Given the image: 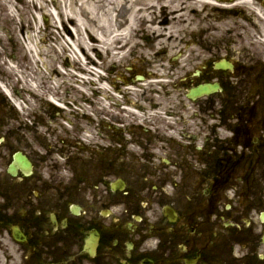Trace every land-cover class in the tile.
Listing matches in <instances>:
<instances>
[{
	"label": "flooded vegetation",
	"instance_id": "flooded-vegetation-1",
	"mask_svg": "<svg viewBox=\"0 0 264 264\" xmlns=\"http://www.w3.org/2000/svg\"><path fill=\"white\" fill-rule=\"evenodd\" d=\"M232 5L264 17V0ZM199 50L162 58L165 103L134 114L66 120L0 92V264H264V65Z\"/></svg>",
	"mask_w": 264,
	"mask_h": 264
},
{
	"label": "rangeland",
	"instance_id": "rangeland-1",
	"mask_svg": "<svg viewBox=\"0 0 264 264\" xmlns=\"http://www.w3.org/2000/svg\"><path fill=\"white\" fill-rule=\"evenodd\" d=\"M59 1V0H56ZM204 2H207V0H201ZM11 4H14V1H10ZM149 4V3H147ZM63 5L62 3H58V6L61 7ZM154 5V6H150ZM150 7H154L152 12V18L149 20L154 21L155 24L149 26L148 24H144L141 22L137 23V27L133 32H130L129 34V40L128 43L129 46L127 48L125 56H119L116 61H113V55L115 52L110 51L111 58L108 57L107 51H102L101 47L95 45V49H93L91 52L86 53L87 55H93L95 58H97V61H99V65L93 66L91 64L87 65L84 64V60H86L87 63V56H84V60L81 63L82 65L88 66V70L94 69V67L101 73L106 74L107 71H111L113 66H115V62H117L116 70H114V75L111 77L115 81L116 84L122 83L120 80H118V75H123V77L127 78L129 80L128 84H132L130 82L132 78H135V74L132 72L127 71L122 66H128L134 59H138V61L143 60L145 63L147 62H153L152 60L156 53L166 51L171 56L177 52L184 51L186 49V52H191V50L195 47L194 45H187L189 42H197L201 41V38L209 37L212 39V43L215 45H218L222 48V50L227 51V54L231 53V56L233 58H237L235 56L234 49L236 51H241L242 47H244V44L240 45V42L243 40L239 39V31H241L242 23L241 21H237L234 18L231 17H222L220 15L213 14L212 12L208 11V14L210 17L213 16L216 20L207 21V23H203L201 25V30L199 31L196 28L195 20L200 22L203 20V17H200L198 13H194L189 11L186 14V26L182 24L181 18H176L178 15H171V10L168 9V7H172L171 4H167V8L165 7L164 3H161L159 5L156 4H150ZM202 7H205L204 4H201ZM201 5L199 4L198 8L199 11L203 10ZM129 7V6H127ZM122 6L114 8V11L111 13V16L113 19L116 17H121L125 14V9ZM143 8V7H142ZM179 8V7H178ZM124 9V10H123ZM138 9V7H137ZM191 12V13H190ZM66 14V13H65ZM103 13H99V15H102ZM129 12L126 13L127 16H129ZM16 18L9 19L8 23L2 24L0 27V37H2L4 41H6L7 37H12L15 40L13 43H1L0 44V80L1 84L7 85L11 87L15 92L18 91L23 97L22 101H25V103H29L26 101L27 94H32L33 98L30 100V104L32 105H39L40 100L39 97H34L36 95L45 94L44 89L52 91V95L56 94L55 91L60 92V96L64 100H68L72 102L73 104H77L79 100V104H82L80 102V99L83 100V95L81 92H79L78 87L82 85V83H76L77 79L74 78V74L77 73L81 76L82 72L79 66H75L74 62L75 60L78 61L79 57L76 55V48L75 44L79 45L78 43V37L75 31V25L71 26V29H73V33L70 30V26L68 23H66L63 27L61 26V23H58L59 30L55 34L52 35L51 28L47 29V35L43 36L45 37V43L38 41L35 42L32 45V54L29 51V43L25 42V38H22V28H25V32H30L29 28V22L28 17L26 14V11H23L22 14L15 15ZM199 16V17H198ZM101 17V16H99ZM126 17V16H125ZM218 19V20H217ZM205 21V20H203ZM205 21V22H206ZM52 22V21H51ZM99 22V21H98ZM190 22L194 24L192 27L190 26ZM260 22V21H259ZM25 23L27 27L25 26ZM54 23V22H52ZM55 24V23H54ZM35 25V23H34ZM34 27V26H33ZM62 27V28H61ZM124 29V28H122ZM177 29V30H176ZM218 29L220 32L215 30ZM35 30V33L33 34V31ZM236 30L237 33L235 34H228L230 31ZM83 31V39L90 44H95L94 41H97V38L95 37H89L85 32ZM245 31H249V29H245ZM37 28H32L31 35L36 36ZM61 35L63 36V39H61ZM245 35V33H243ZM212 36V37H211ZM150 37L153 41V45L151 46L149 43L144 42L143 38ZM215 37V38H213ZM232 37V38H231ZM136 38H140L141 40H138ZM222 38V39H220ZM71 39L73 40L72 49L71 47L68 48V43H71ZM223 40V42H221ZM263 40L261 35H256V42H259ZM233 41V43H231ZM142 44H141V43ZM123 45L127 44V42H122ZM141 44L140 46H137L136 44ZM198 43V42H197ZM237 44V48L236 45ZM254 44V43H253ZM248 46H251L247 43ZM256 45V44H255ZM67 47L68 51L65 52L62 48ZM235 46V47H234ZM196 52H200L199 48L196 47ZM253 49L256 48L257 52L260 50L259 57L263 58V51L264 46L256 45L252 47ZM100 51V53H99ZM87 52V51H86ZM79 55L80 51L77 52ZM133 54H136L135 57H133ZM101 58H98V57ZM86 57V59H85ZM91 57V56H90ZM93 58V57H91ZM56 59V60H55ZM53 63V66L49 65ZM89 63V61H88ZM48 66V70L45 68V66ZM46 66V67H47ZM14 67V68H11ZM142 68V67H141ZM147 69V70H145ZM157 69V68H156ZM144 72H138L136 75H142L140 73L146 74L145 76L149 78L148 72L151 70L154 73H157V71L153 68H149V66L146 65L144 68ZM58 71L61 76L54 75V72ZM139 71V70H138ZM74 73V74H73ZM160 74L166 75L169 74V71L166 72V70H162ZM72 75V76H71ZM20 80V81H19ZM98 80V79H97ZM33 82V83H32ZM152 81L148 80L145 82L146 84H150ZM165 84L168 83L167 79H164ZM32 83V84H31ZM127 84V85H128ZM144 85V84H143ZM90 86V85H89ZM88 86L89 91L87 94H92L90 92V87ZM138 84L135 86L136 89H139L137 93L134 94V96L131 99L133 103H139L140 101L146 106L147 101H154L156 99H152L148 93L146 95L145 92H148L149 90H142L140 88H137ZM48 87V88H47ZM60 88V89H59ZM41 90V93H40ZM13 91V92H14ZM145 91V92H144ZM122 100L123 104L126 103V99H120ZM140 102V103H141ZM160 103V101H156ZM78 104V105H79ZM83 105V104H82ZM113 105V104H111ZM148 105V104H147ZM84 106V105H83ZM87 110V109H85ZM83 113L80 112L79 116Z\"/></svg>",
	"mask_w": 264,
	"mask_h": 264
},
{
	"label": "bare ground",
	"instance_id": "bare-ground-1",
	"mask_svg": "<svg viewBox=\"0 0 264 264\" xmlns=\"http://www.w3.org/2000/svg\"><path fill=\"white\" fill-rule=\"evenodd\" d=\"M38 6H34V8H31L30 11L33 13L34 11L38 12V16L36 18V22L38 24V29L41 27V19L44 15L52 16L53 23L52 29L56 32L57 27L56 24H58V21L61 23V26L63 27L66 23L70 25H75V31L78 37V43L79 45L75 44V47H79V50H81L82 54L86 56L88 52H91L93 49H95V45L101 47L102 51H107L109 54V51L112 50L117 52L113 54H109L110 58L113 55V61H116V59L120 56L125 55L126 49L128 48V38L130 32H133L135 28L137 27V23L141 22L144 24H148L149 26L155 24L154 21L149 20V18H152V12L151 10L154 7V5L150 4H156L159 5L161 3H164L165 7L167 8V4L172 5V7H168L170 11L172 12L171 15H178L176 18L182 19V24L185 26L187 25L185 22L186 14L191 11L194 13H198L200 17H203V20H210V16L206 15L204 11H199L198 8L200 2L199 0H63V5L61 7L58 6V3H53L54 6L51 4H48L44 0H36ZM149 3V4H147ZM210 4V2H208ZM150 5V6H149ZM122 6L123 8L127 7L125 9V14L122 15L120 18L116 17L115 19L112 18L111 13L114 11V8ZM138 7V9H137ZM143 7V8H142ZM179 7V8H178ZM23 10H25L23 8ZM124 10V9H123ZM12 13H14L13 8L10 10ZM103 13L102 15H99V13ZM129 12V16L126 15V13ZM190 12V13H191ZM66 13V14H65ZM53 14V15H52ZM101 16V17H99ZM126 16V17H125ZM199 17V16H198ZM196 21V28L200 31L201 25L203 23H207V21ZM57 21V22H56ZM99 21V22H98ZM194 24L190 22V26L192 27ZM124 28V29H122ZM89 37H96L97 41H94L95 44L87 43L83 39V30ZM177 30V29H176ZM61 39H63V36L61 35ZM29 40V51H32L34 44V41L31 39ZM122 42H127V44L123 45ZM119 45V47H118ZM137 46H140L141 44L137 43ZM70 47L72 45L69 44ZM64 50H67L64 48ZM68 51V50H67ZM87 51V52H86ZM83 59V57H82ZM56 60V59H55ZM87 61L91 63H95V60L91 57H88L87 55ZM82 62L79 60L74 62L75 66H79L81 69V72L86 74L88 78H90V75L93 77H96L95 73L88 72L86 69V66H83L81 64ZM53 66V63L49 64ZM48 65V66H49ZM87 65H89L87 63ZM47 66V65H46ZM45 68L48 70V66ZM85 69V70H84ZM54 75L61 76L58 71L54 72ZM72 76V75H71ZM80 79V78H79ZM124 81H127L126 78L122 77ZM89 82L91 85L95 86L96 83L89 79ZM109 83L110 81L107 80L104 77H100V83L101 88L99 90L104 91L109 94V88L106 83ZM88 86V83H86L84 86H82L83 92L86 93V87ZM89 100V99H88Z\"/></svg>",
	"mask_w": 264,
	"mask_h": 264
}]
</instances>
